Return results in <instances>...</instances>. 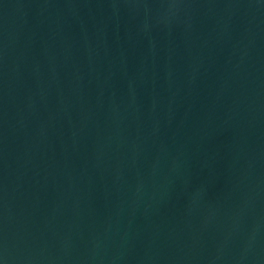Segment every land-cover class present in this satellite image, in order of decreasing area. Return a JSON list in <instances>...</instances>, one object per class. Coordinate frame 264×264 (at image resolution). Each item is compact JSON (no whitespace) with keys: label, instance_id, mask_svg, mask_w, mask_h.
<instances>
[{"label":"water","instance_id":"water-1","mask_svg":"<svg viewBox=\"0 0 264 264\" xmlns=\"http://www.w3.org/2000/svg\"><path fill=\"white\" fill-rule=\"evenodd\" d=\"M0 264H264V0H0Z\"/></svg>","mask_w":264,"mask_h":264}]
</instances>
